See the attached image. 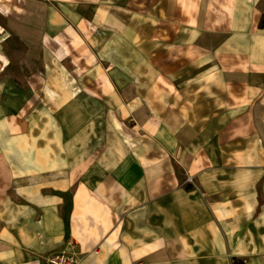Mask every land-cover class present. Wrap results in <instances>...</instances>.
Instances as JSON below:
<instances>
[{
	"label": "crops",
	"instance_id": "obj_1",
	"mask_svg": "<svg viewBox=\"0 0 264 264\" xmlns=\"http://www.w3.org/2000/svg\"><path fill=\"white\" fill-rule=\"evenodd\" d=\"M263 21L264 0H0V264H264Z\"/></svg>",
	"mask_w": 264,
	"mask_h": 264
},
{
	"label": "rangeland",
	"instance_id": "obj_2",
	"mask_svg": "<svg viewBox=\"0 0 264 264\" xmlns=\"http://www.w3.org/2000/svg\"><path fill=\"white\" fill-rule=\"evenodd\" d=\"M6 44L9 47H11L12 49H14L17 54L22 52V46L18 42L17 39L9 38L6 41ZM114 71L115 70H113V72ZM126 71L128 73L127 74L128 76L136 75V73H137V70H135V69L126 70ZM119 87L121 90L122 89L127 90V92L130 93V96H131V94H133V92H131L133 90L132 86L120 85ZM118 104H119L118 101L112 102V108L111 109H117L118 107H116L115 105H118ZM47 107L49 109L52 107L55 108L56 102L55 101H49L47 104ZM49 112H50V110H49ZM112 112L114 113L113 110H112ZM34 119H37V118H34ZM47 119H48V125H49L48 132L43 134V142H45V140H46L45 136L47 135V159H48L49 163H52V160L57 161V162H61V160H63L64 157L73 156V155H71L72 150H71L70 146H71V141L73 140V137H74V133L68 132L67 135L65 136L63 133L57 132L55 125H56L58 118H56L55 116H49ZM99 119H102L104 121V119L102 117H100ZM59 120L61 121V119H59ZM112 120L114 122H117V124L119 125V127H116L114 122L111 123L112 131L114 134L118 133V135L121 137V139H123L124 141H128L129 144H131V142L138 143L137 140H139V129H136V127L138 125H137V122L133 118H131L129 115L127 118L126 117L120 118V116H117V117H113ZM102 123H101V127L104 129L105 123H103V124ZM63 135H64V139H63ZM119 136H117L116 138L115 137H112V138H114L113 140H120ZM40 142H41L40 134L37 133L35 138H33V144H35L36 146H39ZM126 146L129 147L128 143ZM33 152H36V150H33ZM34 156L35 155H33V157ZM34 169L35 168L33 167V171H34ZM35 171L39 172L38 169ZM52 172L53 171H51V173ZM177 172L179 173V175L182 178V176H183L182 171H180V169H178ZM51 173L49 171L50 175H51ZM52 183H53L52 181H42V182L33 183V186L34 185L39 186L40 184H42L45 187L47 184L48 189H53L54 185ZM64 250H71L72 252L76 253L83 260V257L80 256V252L76 249L75 245L69 244V248L63 249L62 251H64ZM62 251H60V252H62ZM55 254H57V253H55ZM238 263L241 264L243 262H238ZM47 264H48V259H47Z\"/></svg>",
	"mask_w": 264,
	"mask_h": 264
},
{
	"label": "built area",
	"instance_id": "obj_3",
	"mask_svg": "<svg viewBox=\"0 0 264 264\" xmlns=\"http://www.w3.org/2000/svg\"><path fill=\"white\" fill-rule=\"evenodd\" d=\"M82 259L71 250H64L48 258V264H81Z\"/></svg>",
	"mask_w": 264,
	"mask_h": 264
},
{
	"label": "trees",
	"instance_id": "obj_4",
	"mask_svg": "<svg viewBox=\"0 0 264 264\" xmlns=\"http://www.w3.org/2000/svg\"><path fill=\"white\" fill-rule=\"evenodd\" d=\"M262 26L264 27V21L262 22ZM235 264H239L238 262H236ZM241 264H243V263H241Z\"/></svg>",
	"mask_w": 264,
	"mask_h": 264
},
{
	"label": "bare ground",
	"instance_id": "obj_5",
	"mask_svg": "<svg viewBox=\"0 0 264 264\" xmlns=\"http://www.w3.org/2000/svg\"><path fill=\"white\" fill-rule=\"evenodd\" d=\"M81 264H82V262H81Z\"/></svg>",
	"mask_w": 264,
	"mask_h": 264
}]
</instances>
